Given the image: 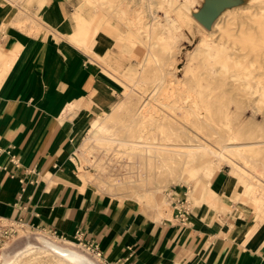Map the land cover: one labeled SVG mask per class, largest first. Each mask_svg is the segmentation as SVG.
<instances>
[{"label": "crops", "instance_id": "0c3cea01", "mask_svg": "<svg viewBox=\"0 0 264 264\" xmlns=\"http://www.w3.org/2000/svg\"><path fill=\"white\" fill-rule=\"evenodd\" d=\"M74 7L46 0L23 27L17 9L0 2V218L71 241L79 231L109 264H264L247 240L248 215L226 208L215 186L171 188L170 210L158 218L100 192L78 168V146L116 103L118 86L72 43ZM97 51H109L99 39ZM184 198L189 223L180 225L174 204Z\"/></svg>", "mask_w": 264, "mask_h": 264}, {"label": "bare ground", "instance_id": "6f19581e", "mask_svg": "<svg viewBox=\"0 0 264 264\" xmlns=\"http://www.w3.org/2000/svg\"><path fill=\"white\" fill-rule=\"evenodd\" d=\"M149 1L80 0L84 7L73 14L78 30L75 41L106 72L117 77L106 63L108 51H97L98 39L106 35L118 53L130 51L142 66L137 77L130 71L123 75L129 82H122L126 101L90 123L99 131L94 141L106 165L123 172L116 186L159 207L157 195L162 189L200 177L210 179L215 162L220 161L239 176L240 192L250 193L261 207L264 3L237 6L233 13L225 10L205 29L192 15L199 0ZM138 2L142 7H129ZM191 21L201 27V37L177 74ZM246 166L260 174L254 183ZM36 240L38 246L26 241L2 264H95L72 248L41 236Z\"/></svg>", "mask_w": 264, "mask_h": 264}, {"label": "rangeland", "instance_id": "374dc122", "mask_svg": "<svg viewBox=\"0 0 264 264\" xmlns=\"http://www.w3.org/2000/svg\"><path fill=\"white\" fill-rule=\"evenodd\" d=\"M45 1L46 0H44L43 2H40L39 0H0V2L7 5L8 7H11L12 9H17L16 11L17 14L20 17H22L23 20L21 22L16 23V25H21L23 27L24 25H26L28 21H30V18L32 16L31 9L36 7L41 8L42 5L45 3ZM68 1L75 6L74 12L78 10L80 7H84L80 2V0H68ZM201 1L202 0H199V2L197 3L196 11L198 10L199 6H201L202 3ZM245 2L240 6H254L258 3H264V0H245ZM129 7L131 9H135L142 6L138 2L137 4L132 3L131 6ZM229 11L230 13L234 12V10L232 9ZM84 12H86V8ZM73 21H74L75 31H74V35H72L70 39L72 43L75 44V46L82 49V51L86 54L84 48L75 41V37L78 30H77V25L75 23V19H73ZM120 29L122 32L125 31L123 26H121ZM201 32H202L201 27L197 26L195 23L191 21V31L190 32L188 30L185 31L186 35H185L184 48L181 51L180 60H179L180 62H178V65L176 67L177 74L181 73V69L183 68L181 65L186 64V56L190 51H192V49L198 43L201 37ZM106 38L101 40L103 45L109 50L106 63L111 67H112V62H115L118 65V71L117 73H115L117 77H114L112 75L113 77L112 80H114L115 84L118 86V100L111 107L110 109L111 111L112 108L118 102L126 101V94H125L126 87L122 82L124 81L128 84L129 82H127V80H125V78L123 77L125 72L130 71L132 77H137L141 75L142 66L139 65L137 58L133 53H131L130 51L118 53V49L113 46L112 38L107 35ZM113 54L116 57L115 61L113 59ZM90 61L93 60L90 59ZM99 64L102 63L100 62ZM107 68H108L107 70L111 71L109 67ZM105 114L100 116V118H103ZM98 134L99 131L97 129L91 128L90 125L86 131L84 138L82 139V141L78 146L74 158L78 168L87 173L88 180L92 184H94L100 192L125 200L127 202H133L139 205L147 213L155 215L156 217L159 218V217H163L164 213L170 210L168 192L171 188L183 185L189 188L190 191L196 194L199 193L201 194V192L203 193L205 191L209 192L210 188H213V186H215L219 190V192H221L222 197L227 199L226 208L229 207L233 209L239 208L245 212V215H248V218L245 223L248 227L247 229L248 232H246L247 240L253 246L257 247L258 249H261L264 252V204L260 207L258 206V204L254 203L252 199L253 196L250 193L240 192L239 189L241 186V180L239 179V176L236 175L232 171V169L229 166H227L225 163H222L220 161L215 162L217 168L215 172L211 175L210 179H202L200 177L198 179H194L186 182L182 181L174 185H169V187H167L166 189H162L160 193H158L157 195V199L158 201H160L159 207L149 206L144 200H137L136 198L130 196L127 192H123L122 190L118 189L116 185L121 180L123 172L120 171L119 169L109 168L104 162L105 160L102 157L100 150L97 149L96 147L97 145L94 141V138ZM237 160L240 162V164L243 165V162H241L242 160L240 161L239 158H237ZM245 168L250 173L249 174L250 181L254 183L256 181L257 176H259L260 174H258L257 173L258 171L251 166H246ZM220 174L223 175V179L219 178ZM14 228H15L14 229L15 232L12 238L8 240V242L2 247L0 251V264L3 263L4 259L9 258L13 253L17 252L24 245L26 241H28L33 247L38 246V242L36 240V237L38 236L48 239L51 243L55 245L72 248L82 253L86 257H88L95 264H105L103 260L99 258L91 249H88L83 245H79L78 242H75L73 240L72 241L60 240L43 231L27 230V228L24 225L15 226Z\"/></svg>", "mask_w": 264, "mask_h": 264}, {"label": "built area", "instance_id": "2783aa9c", "mask_svg": "<svg viewBox=\"0 0 264 264\" xmlns=\"http://www.w3.org/2000/svg\"><path fill=\"white\" fill-rule=\"evenodd\" d=\"M14 163H17V160H13ZM175 220L180 225H187L189 223L188 221V215L190 210V203L189 201L184 199H179L175 201ZM15 226H23V223L21 221H7L5 219L0 218V251L2 247L8 242L10 238H12L14 234V227ZM50 234L51 236L58 238L60 240H65L64 238H61L56 235L55 232H46ZM75 242H78L79 245H83L84 247H87L88 249H91L99 258H101L100 253L96 246L90 243H86L81 239V233L78 231L75 233ZM104 262V261H103ZM105 264H109L104 262Z\"/></svg>", "mask_w": 264, "mask_h": 264}, {"label": "water", "instance_id": "95a60500", "mask_svg": "<svg viewBox=\"0 0 264 264\" xmlns=\"http://www.w3.org/2000/svg\"><path fill=\"white\" fill-rule=\"evenodd\" d=\"M244 2L245 0H202L201 6L192 15L201 26L209 29L221 13L240 6Z\"/></svg>", "mask_w": 264, "mask_h": 264}]
</instances>
